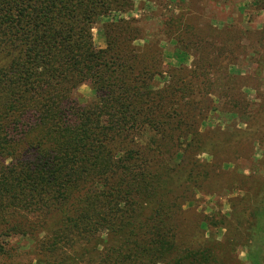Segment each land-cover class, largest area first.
Segmentation results:
<instances>
[{
  "label": "trees",
  "instance_id": "obj_1",
  "mask_svg": "<svg viewBox=\"0 0 264 264\" xmlns=\"http://www.w3.org/2000/svg\"><path fill=\"white\" fill-rule=\"evenodd\" d=\"M132 4L0 0V264H16L21 240L47 249L49 264H78L79 256L66 254L61 243L93 240L96 247L82 254L97 253L102 242L128 247L116 258L130 262L108 264L170 259L175 244L162 224L167 212L160 198L177 190L173 182L194 180L193 169L180 181L175 174L191 161L183 149L191 140L188 120L207 107V48L197 45L193 70L167 68L165 82L154 86L164 76L158 44L137 48L136 26L109 19ZM186 17L171 14L181 20L171 31L194 37ZM95 25L103 48L94 44ZM82 86L91 100L77 97ZM143 127L149 136H141ZM249 215L247 253L259 264L264 189ZM210 260L185 249L170 263Z\"/></svg>",
  "mask_w": 264,
  "mask_h": 264
},
{
  "label": "rangeland",
  "instance_id": "obj_2",
  "mask_svg": "<svg viewBox=\"0 0 264 264\" xmlns=\"http://www.w3.org/2000/svg\"><path fill=\"white\" fill-rule=\"evenodd\" d=\"M181 11L196 28V36H176L171 31L181 20L170 15ZM116 18L136 26L137 48L153 41L158 44L163 74L180 64L193 70L197 45L205 42L207 48L202 90L207 107L188 120L191 140L183 149L191 152V161L175 174L180 181L193 169L194 180L173 182L177 190L160 198L167 212L162 224L175 244L169 258H178L185 249L201 250L211 258L207 264H252L247 253L249 214L264 189V0H133L129 9L109 19ZM98 25L92 30L94 44L103 48ZM166 79L165 74L156 77L154 86ZM77 97L91 100L93 93L82 86ZM140 133L151 134L146 127ZM119 242H102L91 254L82 251L96 247L94 240L73 247L71 242L61 243V250L66 247V254L78 255V264L130 262L116 258L128 250ZM255 245L262 250L259 264H264V245L258 241ZM18 247L16 264L52 260L47 249H35L27 240ZM170 259L156 264H173Z\"/></svg>",
  "mask_w": 264,
  "mask_h": 264
}]
</instances>
